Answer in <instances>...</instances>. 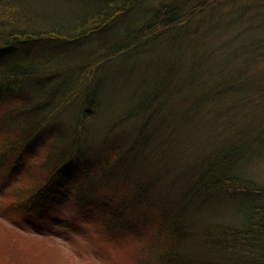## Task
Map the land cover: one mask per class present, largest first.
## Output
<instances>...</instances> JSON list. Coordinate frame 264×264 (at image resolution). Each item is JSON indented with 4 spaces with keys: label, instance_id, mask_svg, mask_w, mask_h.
<instances>
[{
    "label": "trees",
    "instance_id": "1",
    "mask_svg": "<svg viewBox=\"0 0 264 264\" xmlns=\"http://www.w3.org/2000/svg\"><path fill=\"white\" fill-rule=\"evenodd\" d=\"M242 1L0 0V102L20 99L0 109L1 170L34 189L54 177L41 211L81 170L77 203L107 205L101 260L130 246L137 264H264V182L244 164L264 140V0ZM77 42L94 47L57 53ZM115 66L126 94L99 118L100 72ZM247 107L261 129L238 123Z\"/></svg>",
    "mask_w": 264,
    "mask_h": 264
},
{
    "label": "rangeland",
    "instance_id": "2",
    "mask_svg": "<svg viewBox=\"0 0 264 264\" xmlns=\"http://www.w3.org/2000/svg\"><path fill=\"white\" fill-rule=\"evenodd\" d=\"M159 1L161 0H151V3L157 5ZM237 1L234 6L230 5L231 9H241L249 2ZM260 6L262 7L259 9L262 8L261 12H263L264 1ZM129 19H121L112 30L110 29L106 33L96 36L100 38L107 35L108 32H121ZM95 40L98 39L95 38ZM44 42L51 43L48 40L42 41V46ZM62 44V46H57L59 47L57 53L63 54L70 51L84 54L94 47L92 43L82 42L68 46L66 43ZM259 65H264V62L259 63ZM126 68L125 66L124 68L123 66H115L110 70L109 68L101 70L99 79L101 84L97 88V95L101 97L102 102L99 109V118L119 106V101L126 94V79L120 77L124 76L123 73ZM87 75L78 81L83 87L87 81L91 80V75ZM24 90L27 91L25 88ZM18 100L20 99L6 94L5 99L0 102V109H7L12 105L17 106ZM115 103L116 105L112 107ZM252 104L254 103L252 102ZM250 111V107L245 108V111L241 109V112L236 115L238 123L241 121L240 125L244 127L252 119L254 122L250 121L251 126L259 128L256 123H260V120L251 117L252 113L254 116L257 114ZM245 117L248 119H245ZM0 131L3 134L1 123ZM1 147H3V142ZM2 153L3 151L0 152V264H137L135 258L139 255L129 250L128 247L130 246H124L121 251H116L119 255L116 254L117 256L115 255L114 258L101 260L102 250L105 251L111 248L110 237L107 235L109 229L105 225L106 212L104 208L107 205H105V201L102 204L95 203V205H91L89 203L86 206L85 203L87 202L77 203L75 191L84 188L82 186L81 170L76 175L80 179L77 180L75 176L71 182H66L67 190L65 189L64 192L53 191L55 194H52L50 199L56 201L51 207H43V211H41L36 206L37 202L40 195H47L45 192H48V187H52L54 177L52 178L51 175L49 176L46 173L40 182L37 180L38 184L34 189L35 184L31 183L28 180L29 178L23 180L24 177L21 168H18L19 166H16L9 176L6 174V170H1L2 165L7 168L8 165L12 164V158H7V154L3 156ZM244 164L247 173H252L258 182H264V140L255 151H251L245 156ZM32 186L34 187L31 188ZM29 189L31 191L26 196L25 193ZM20 194L21 196H19ZM94 194H100V188H97L92 195ZM98 198L100 196H90V200L93 202ZM101 199L103 198L101 197ZM246 200L247 197H238L231 201L220 202L215 209L222 216H227L233 211L231 207L243 206ZM209 213H213L212 210H205V214ZM132 246L133 249L137 248V246ZM88 260L91 262H88Z\"/></svg>",
    "mask_w": 264,
    "mask_h": 264
}]
</instances>
